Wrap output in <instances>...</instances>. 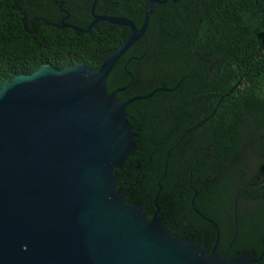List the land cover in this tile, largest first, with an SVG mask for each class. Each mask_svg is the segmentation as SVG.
<instances>
[{
  "label": "trees",
  "instance_id": "16d2710c",
  "mask_svg": "<svg viewBox=\"0 0 264 264\" xmlns=\"http://www.w3.org/2000/svg\"><path fill=\"white\" fill-rule=\"evenodd\" d=\"M90 4L0 0V84L43 65L98 69L129 29L100 22L79 34L56 27L65 10L66 24L85 29ZM144 8L145 0H96L94 14L139 27ZM106 85L109 92L126 88L120 101L178 85L126 107L137 138L136 151L115 171L125 203L140 205L150 218L158 193V216L170 233L210 251L218 230V253L232 243L237 218L230 257L263 254L264 264V0L153 5L144 36L117 61ZM152 110L164 120L159 140Z\"/></svg>",
  "mask_w": 264,
  "mask_h": 264
},
{
  "label": "water",
  "instance_id": "95a60500",
  "mask_svg": "<svg viewBox=\"0 0 264 264\" xmlns=\"http://www.w3.org/2000/svg\"><path fill=\"white\" fill-rule=\"evenodd\" d=\"M89 1L85 29L66 24L65 10L56 27L87 34L105 22L130 31L98 69L43 65L0 84V264H259L263 254L229 255L237 218L232 243L218 253V230L210 251L170 233L158 216V193L150 218L140 205L125 203L115 171L136 151L137 138L126 107L178 85L122 102L117 94L126 88L109 92L106 81L144 36L152 6L168 0H145L139 27L95 15L96 0Z\"/></svg>",
  "mask_w": 264,
  "mask_h": 264
},
{
  "label": "flooded vegetation",
  "instance_id": "af4514ba",
  "mask_svg": "<svg viewBox=\"0 0 264 264\" xmlns=\"http://www.w3.org/2000/svg\"><path fill=\"white\" fill-rule=\"evenodd\" d=\"M65 17V16H64ZM144 96V95H143ZM137 97H139V96H137ZM133 98V97H132ZM131 99V98H130ZM122 102H124V101H122ZM159 111V110H158ZM158 111H156V110H152V113H153V116H154V123H153V126L151 127L152 128V130L154 131V133H155V135L153 136V138L155 139V140H159V139H161L162 138V136L161 135H157L158 133V130L159 129H162V125L164 124L163 123V121L164 120H162V118H161V116H160V114L158 113ZM144 121V120H143ZM129 122V121H128ZM158 211H159V209H158ZM195 212V215H197V217H199V218H201V219H203V220H205V221H207L209 224H211V223H213L211 220H209L208 218H206V217H204L203 215H201L198 211H194ZM159 213V212H158ZM162 220V219H161ZM163 222V221H162ZM211 222V223H210ZM164 224V223H163ZM212 225H214V224H212ZM165 226V225H164ZM173 226H175L176 227V222H174V223H172V227ZM215 226V225H214ZM168 229V228H167ZM170 232V231H169Z\"/></svg>",
  "mask_w": 264,
  "mask_h": 264
}]
</instances>
